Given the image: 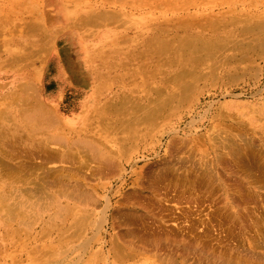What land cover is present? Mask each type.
<instances>
[{
	"label": "rangeland",
	"instance_id": "1",
	"mask_svg": "<svg viewBox=\"0 0 264 264\" xmlns=\"http://www.w3.org/2000/svg\"><path fill=\"white\" fill-rule=\"evenodd\" d=\"M33 1L44 4L45 0H24V2L23 0H11V4L5 12H18V10L25 6H33ZM230 1L232 0H57L56 5L58 4V7H60L59 4H63V6H67L71 9L69 12H62V14L54 19L49 17L47 18V21L52 22L58 28L57 30H60L65 29L62 27H64V24L68 19H71L74 24L72 29V42H75L78 49L77 52L79 54L82 53L81 55L83 56L85 53H88L87 55L90 56V61H87L85 58L82 59L79 68V75L85 78V82L87 81L88 84H91V82H89L90 79H88L89 77H87L88 70L90 69L92 72L95 64H100V70L103 75L98 82V85L100 84L103 93L98 99L99 103L97 102L93 106H85L86 99L81 98L84 95H80V98L76 96V90L80 89L81 92L84 89L76 84V81L79 79L77 75V65L70 59L69 55L65 54L64 49L61 47V37L63 38L66 35L61 33L58 37L52 39L50 44L47 43L49 47V57L57 51L58 56L62 57L63 60L60 62L61 68L56 77L47 80L50 75L49 72L52 73V70L49 69L50 58H48V68L46 67L45 72L46 83L43 81V84H45L44 88L49 94H51L50 99L45 97L49 102H44V104H47L52 110L57 109V106L60 104L62 105L59 113H56L61 121L60 126H55L53 129H47L46 131L31 135L25 127V122L21 119L17 118L16 122L14 119L7 121L6 118L3 120L0 118V124L8 125L9 133L13 131L15 134L22 132V134L24 133L23 139H26V141L27 137L35 141H43L48 147L47 150L54 151V155L58 156L57 160L51 162V164H47L49 168L55 170V173L57 170L58 171L56 174L53 173L50 175V179H47L48 181L57 183L52 185L51 183H46L45 185L47 190L45 197L47 198L44 203L50 205L45 212L44 210H38L30 216H21V219L15 218L14 220L7 221V213L4 206H6L8 202L3 201L2 197L7 194L14 198L16 195L20 194L17 192L12 193L11 191L19 188H34L37 186L36 183L40 186L41 184L39 182H43L42 179H39L38 175H30L31 173H34V171L32 172L30 169L27 170L26 176H23L27 179L24 178L21 180L22 177L20 176H0V264H169L168 259L170 258V255L174 256L178 264H212L208 256L202 257L196 251L194 253H198L199 255H193L194 253L192 251H189L190 253L187 251L186 253V251L181 250V246L179 249H171L168 240H165L164 243H162L164 245L159 243L156 246H152L150 249H144L143 251H145V254L142 255L143 258H124L125 260H121L112 251L110 254L107 252L104 253L108 257L107 260H104V256L101 253L100 245L102 246V242L100 240L108 233H111V236H115L116 239L114 238L113 241H119L122 244V250L125 248V250H127V248L129 250L132 247L138 248L140 243H138L137 240L128 239L122 234L126 228L125 225L118 226L115 232L110 228H107L108 233H105L101 227L99 228L97 226L96 219L101 216L105 204L103 196L106 193V186L110 184L111 180H104V185H96V181L89 186H81V190L85 192L84 196L87 192L86 196L91 193L89 199L91 198L92 201L90 200L82 203L76 202L75 205V201L70 197L73 190V177L71 173L65 171L64 168L70 167L69 158L72 156L71 154H74L72 153L73 149L77 148L74 147L76 146L75 143L77 141L78 143L83 144L91 140L92 142L87 143H93L94 147L99 146L100 148H116L121 144L125 150L128 146L126 153H129L125 154L128 157L131 155L134 157L140 156L141 151L149 147L154 153H152L150 159L145 161L142 160L143 162L141 161L139 163L137 176L139 179V185L137 186L138 188H136V199L131 201L126 196L125 199L123 198L121 200L122 202L120 201V204L117 207L120 209H137L135 212L144 213V209L141 208L139 201L146 202L144 200L147 199V203L155 202L156 207H162V209L166 211L163 212L159 208L155 209L158 213L159 210L161 211V217H165L163 224L167 226L165 228L167 229L166 232H168V215L178 207L176 201V203L172 201L168 202L171 200L172 196L168 195L167 191L168 181L166 179H168V162H172L176 168L183 166L188 167L194 163L197 165H204L203 163L208 158H213V152L218 146L217 140L220 132L223 133L224 138H227L228 135L235 136L234 121L231 119L233 118L235 109L246 111V108H248V105L251 102L253 105L258 104L259 102L251 97H247V95L236 97L242 91H246V88L244 89L243 86L247 77L243 76V79L239 81L233 80L231 71V62H233V60L231 59L232 57L228 56H232L233 53L238 52L232 47L233 39L239 40L250 37V33L246 32L243 28L248 20L252 17H255V19H264V0L259 1L260 3L262 2V4L257 2V0L256 2L259 3L258 5L257 3L255 4V1L250 4L252 0H246L244 5L240 6L236 12L239 9L240 10L233 15L231 13H226V10L230 5L228 2ZM247 3L249 4L247 5ZM236 14L239 15V18H236ZM89 16L91 19L88 18ZM232 16H235L236 19ZM31 18H26V20L31 21ZM34 20L41 24L43 18L38 16L37 18L34 17ZM228 23L235 24L230 25ZM220 24L222 26H220ZM191 33L207 37L208 40L206 41L215 46L213 47L212 55H209V57L207 56L208 58L206 56L204 57L205 59L203 58V60H206L207 62L205 61V64L196 68L197 74H199L200 77L195 81L193 88H191L192 93L195 92V95H189L190 97L188 96V98H190V100L186 103L188 100L187 98L183 102L184 104H179L177 111L175 107L176 104H174L175 106L172 108H174L177 114L174 113L173 115L174 111L171 107V110L169 109L167 101L172 91L168 88H171L172 90L174 89L177 82L173 77L176 76L178 71L182 68L191 69V66L189 65L190 54L188 55L189 52L186 53L183 47H180L185 40L184 37H187L186 39L191 38ZM224 37L227 38V40ZM63 39H65V37ZM151 39H153L152 42ZM215 47L217 48V51H215ZM218 48H220V51ZM227 48L230 49L228 50ZM182 55L183 57H181ZM184 56L188 57V59L184 58ZM179 58L184 60H178ZM1 84L2 81L0 82V85ZM156 87H158L159 90L161 87L163 89L155 92L154 88L156 90ZM164 88L165 90L167 89V91H165ZM158 92H161L162 96H159ZM13 100L10 98H1L0 113L4 111L16 119V115H14L13 112L19 110L20 106L18 107L15 104H12ZM151 100H154V102H151ZM124 101L128 102V104L125 102L126 107L124 112H122L120 111V106ZM111 103L118 106L117 109L119 110L110 109V106L108 105ZM137 103H141V106L144 104V107L147 106V108L151 110L153 108L159 110L163 105L156 113L155 117H153L156 119L155 121L153 120L155 122H153L154 125L151 123H147V125L145 124V121L141 119L144 113L135 109ZM76 107L78 109H76ZM165 109H169V111L166 113L162 112L166 111ZM168 112L171 113L169 114ZM19 114L20 113H18V115ZM159 114H164V117L159 116ZM123 117L124 119H121ZM137 117L138 121L136 120ZM125 118H130L131 121H129L127 127H125L126 124L123 122L120 124L118 123V121L125 120ZM191 118L195 119L193 120L194 123L190 121ZM107 120H109V122L110 120L115 123L117 122L120 126L117 124L107 126L109 123ZM137 123H141V125ZM156 123L159 125H156ZM15 125L19 126V131L12 130V126L14 127ZM210 126L212 127L211 129ZM71 127L76 130L74 129L75 131H73ZM171 129L175 134L168 133ZM125 130L130 131L131 135L127 134L126 136L124 132ZM150 130L154 131L151 132ZM150 132L153 133L152 136ZM77 133H79V135ZM145 134H148L147 137H145ZM201 136L204 142L201 140ZM229 136L228 138H231ZM129 138H131V140ZM134 138H136L137 144L133 142V140L135 141ZM141 139L143 140L142 142ZM177 139L181 141L178 142ZM29 141H27V143ZM131 143L135 145L133 146ZM29 145L32 147L31 152H36L33 144ZM179 147H184V151ZM20 148L21 147H17L16 152L21 151ZM128 149H130V151ZM224 149L229 152L227 148ZM6 150L9 155H11L12 152L16 153L12 147L6 148ZM58 151L61 152L59 153ZM41 155L42 153L37 154L36 156L38 158H35V162L32 163L38 164L41 162L40 158L44 157ZM22 156L24 159L26 158L25 152L22 153ZM145 169H147V171ZM40 172L41 171H37V173ZM162 174H167V177L164 179L160 178L157 181V185L160 186L158 187L160 190L159 192L164 193L166 191L165 193L167 195L164 193L166 196L164 195V197H161L159 198L160 200L158 199L156 201L152 198L153 194L151 191L146 187L150 181L154 180V178H151L152 176L155 177ZM143 176L145 179H143ZM59 180L61 183H58ZM159 183H161V185ZM140 184H143V186ZM161 186L165 187L166 190L164 191ZM60 188L66 189L64 192H60ZM35 197L36 196H33L32 198L36 199ZM38 203L40 205L42 202H37L36 204ZM87 203L93 205L90 206ZM58 205L63 207L66 206L61 213V218H58ZM51 206L53 207L51 208ZM83 207H97V209L94 210L96 211L94 214L97 216L95 218V215L93 214L91 221H88L89 223L87 222V226L84 224L85 227L82 226L80 229L79 226L74 225L72 215L75 213V208L83 209ZM172 208L174 209L171 210ZM65 210H67V212H65ZM110 214L111 211L107 214L108 218L110 217ZM23 219H27L29 225L24 226L22 224ZM96 228L100 229V231L97 230L99 234H101L100 236H98V233L96 234ZM78 229L80 231H77ZM94 235L95 237H93ZM97 236L98 239L96 238ZM108 240H111V238L109 237ZM106 249L107 248H105V251ZM172 252L174 254H172ZM217 252L220 251L217 250ZM180 254L184 257L181 258ZM91 255H93V258Z\"/></svg>",
	"mask_w": 264,
	"mask_h": 264
},
{
	"label": "bare ground",
	"instance_id": "2",
	"mask_svg": "<svg viewBox=\"0 0 264 264\" xmlns=\"http://www.w3.org/2000/svg\"><path fill=\"white\" fill-rule=\"evenodd\" d=\"M245 1L246 0H232L228 2V4L230 5L229 8L226 10V13H231L232 15L234 13H237L240 9L237 12L236 10L240 6L244 5ZM253 1H255L256 4L260 0H252L250 4ZM56 2L57 0H45L44 4H41L39 2L33 1V6H25L18 10V12L14 11L12 13H7L5 11H7L9 5L11 4V0H0V82L2 81V84L0 85V99H14L12 104H15L18 107L20 106L19 110H15L13 112L14 115H16V119L9 113H6L4 111L0 113V118L1 120L6 118L7 121L14 119L16 120V122L17 118L21 119L23 122H25V127L31 135L46 131L47 129H53L55 128V126L59 127L61 123L56 113H59L62 108V105H56L57 109L52 110L47 104H44V102H49L47 101V99H45V97L50 99L51 94L46 91V89L44 88L45 84H43V81L46 83L45 72L48 63V58H50L49 69L52 70V73L49 72L50 75L48 76L47 80H51V78L53 79L54 77H56L61 68L60 62L63 59L61 56H58V51L52 54L51 57L48 56V44H50L52 39L58 37L59 34H66L64 36L65 39H63L64 37H61V47L64 49L65 54L69 55L70 59L77 65V75L79 79L78 81H76L77 83H75L77 84V86H80L84 89L81 92L80 89L76 90V96L80 98V95H84L81 98L86 99L85 106H93L95 103L98 102L100 95L103 93L100 84L98 85V82L101 80V77L103 75L102 71L100 70V64H95L92 72L90 71V69L88 70L87 77H89L88 79H90L89 82H91V84H88L87 81L85 82V78L79 75V68L82 59L85 58L87 59V61H90V56L87 55L88 53H85V55L83 56L81 55L82 53L79 54L77 52L78 49L75 45V42H72V29L74 24L71 19H68L67 22L64 24V27H62L65 29L60 30H57L58 28L52 22L47 21V18L50 17L54 19L58 15L62 14V12H69L71 9L67 6H63V4H59L60 7H58V4L56 5ZM259 3H257V5ZM248 4L249 3H247V5ZM260 4H262V2ZM38 16L43 18L41 24L37 23L36 20H34V17L37 18ZM238 16L239 15H237L236 18H239ZM232 17L235 18V16ZM26 18H31V21H27ZM88 18L91 19L90 16ZM228 24L232 25L235 23ZM220 26L222 25L220 24ZM243 28L246 32L250 33V37L239 40L233 39L232 47H234V50L238 52L233 53L232 56H228L232 57L231 59L233 60V62L230 61L232 63L231 71L233 80L239 81L243 79V76L247 77L243 86L244 89L246 88V91H242L236 97H242L244 95H247V97H251L259 102L258 104L254 105L251 104V102L248 105V108H246V111L235 109L233 118H231L234 121L235 136L228 135L231 138H228V136L227 138H224L223 133L220 132L218 135L219 138L217 140L218 146L213 152V158L207 157L208 161L206 160L203 163L204 165H197L196 163H194L188 167L183 166L180 168H176V166H174L172 162H168V179H166L168 181L167 191L168 195H172L171 200L168 202L176 201L178 204V207L175 208V211L173 210L174 208H172L171 210L173 211L169 215L167 213L168 232H166L167 229L165 228L167 226L163 224L165 217H161L162 213L160 210H162L163 212L166 211H164L162 207H156L155 202L147 203V199L144 200L146 202L139 201L141 208L144 209V213H140L137 211L135 212V210L137 209H120L119 207H117L119 206L120 201L123 198L125 199L126 196L131 201L136 199V188H138L137 186L139 185V179L137 178L139 163L142 160L145 161L150 159V156L152 155V153H154L149 147L141 151L140 156L134 157L131 155L128 157L127 155H125L129 153H126V149L128 148V146L127 148L125 147L126 149L124 150L121 144L116 148H100L99 146L94 147L93 143H87L92 142L91 140L83 144L78 143V141L75 143L76 146L74 147L77 148L73 149L72 153L74 154H71L72 156H70L69 158L70 161L68 160L70 163V167L64 168V170L71 173L73 177V190L71 193L72 196L70 195V197H72V199L75 201V205L76 202L82 203L85 201H92L91 198L89 199V195L91 194L90 190V194L86 196L88 193L87 192L84 196L85 192L81 190V186H89L91 183L93 184L96 181V185H104V180H111L110 184L106 186V193L103 196L105 199V204L101 216L96 219L97 226L99 228L101 227V229L105 233H108L107 228H110L112 231L115 232L118 226L125 225L126 228L122 234L128 239L137 240L138 243H140V245L138 244V248L132 247L129 250L128 248L127 250H125L126 248L122 250V244L119 241H113L115 236H111V233H108L103 236L100 240L102 242V246L100 245V248L102 251L101 253L104 256H102L104 260L108 259V257L104 253L107 252L110 254L112 253V251L121 260L136 259L138 257L143 258L142 255L145 254V251H143L144 249H150L152 248V246H156L159 243H161V245H164L162 243H164L165 240H168V244L171 249H179L181 246V250L186 251V253L187 251H192L193 253L196 251L202 257L208 256L212 264H264V19H255V17H252L243 26ZM190 37L191 38L188 39H186L187 37H184L185 40L183 41V44L180 47H183L186 53L189 52V65L191 66V69L182 68L180 71H178L177 74L175 73L176 76L172 77L176 80L177 83L173 90L171 88H168L172 91L167 101L169 109L171 107V109L174 111L173 115L174 113L177 114L176 111L177 108H179L178 105L182 104L185 99L188 98L189 95L193 96V94L195 93H192L191 88H193L195 81L200 77V75L197 74L196 68H198L200 65L205 64L206 60L204 61L203 58L205 56L209 57V55H212L213 47L215 46L206 41L208 39L203 35L200 36V34L191 33ZM225 39L227 40V38ZM152 40L153 39H151V42ZM218 50L220 51V48H218ZM215 51H217V48ZM181 57H183V55ZM184 58L188 59V57L185 56ZM180 59L181 58H179L178 60ZM162 89L163 88L161 87L160 90ZM157 90L160 91L158 87H156V90L154 88L155 92ZM165 91H167V89ZM160 94L161 92H158V95L162 96V94ZM189 100L190 98H188L186 103ZM125 102L126 101H124V103L120 106V111L122 112H124L125 110L126 103L128 104V102ZM151 102H154V100H151ZM140 104L141 103H137L135 109L144 113L141 119L145 121V124H153V122L156 120L153 117H155L156 113L162 108L163 105L161 107L159 105V110L157 108H153L151 110L147 108V106L144 107V104L142 106ZM174 104H176V106ZM108 106H110V109L113 110L117 109L118 107L113 103ZM173 106L176 107V111L174 110V108H172ZM76 109L78 108L76 107ZM169 109H165L166 111L162 112L166 113L167 111H169ZM118 110L119 109H117V111ZM171 112L168 113L170 114ZM18 113L20 114L18 115ZM160 114L159 116L164 117V114ZM138 117L136 118L137 121ZM121 119H124V117ZM111 120L110 122L109 120H107V122H109L107 126H113L112 124H117V122L115 123ZM193 120L195 119L191 118L190 121L194 123ZM129 121L130 118H125V120H120L118 121V123L120 124L123 122L124 124H126L125 127H127L129 125ZM137 124L141 125V123ZM189 124L191 125L190 122ZM156 125L159 124L156 123ZM211 126L210 129L212 128ZM74 129L75 128H72L73 131L76 130ZM12 130L19 131V126H12ZM13 132H8L7 124H0V176H20L22 177V180L26 178L23 176H26L27 170L30 169L32 172L34 171V173H31L30 175H38L39 179H42L43 183L39 182L42 186H38V184L36 183L37 186L34 188H19L14 191H11L12 193L17 192L18 194H20L16 195L14 198L12 196H8L7 194L2 197L3 201L8 202L6 206H4L6 208L7 221L14 220L15 218L21 219V216H30L38 210H44L45 212L50 207L48 203H44L45 199L47 198L45 197V193L47 191L45 185L46 183H51V185L57 183L47 180L48 178L50 179V175L55 173V170H53V168H49L47 166V164H51V162H54L58 159V156L54 155L55 152L47 150L48 147L43 141H35L27 137V141L30 140L27 143L26 139H23L24 133L22 134V132H20L18 134H15ZM124 132L126 136L127 134L131 135L130 131L125 130ZM168 133L175 134L172 129ZM77 134L79 135V133ZM152 134L153 133H151V136ZM147 135L148 134H145V137H147ZM129 139L131 140V138ZM134 139L135 141L133 140V142L136 143V138ZM142 139L141 142L143 141ZM177 140L178 142L181 141H179V139ZM201 140L204 142L202 136ZM29 144H33V147H35L36 152H31L32 147ZM79 145H82L84 147ZM132 145L134 146L135 144ZM11 147L14 149L15 152L17 150V147H21V151L16 153L12 152V154L9 155L6 148ZM224 148H227L229 152H227ZM128 150L130 151V149ZM23 152H25V159L22 156ZM40 153H42L41 156H44L40 158L41 162H39L38 164L32 163L35 162V158H38L36 155ZM145 170L147 171V169ZM37 171L41 172L37 173ZM144 176L143 179H145L146 177ZM165 177H167V174L157 175L155 177L152 176L151 178H154V180L150 181L146 187L148 190L151 191V193L153 194L152 198L156 201L159 198L164 197V195L166 194L165 187H162L163 185L161 186L165 191L164 194L159 192L160 190L158 189V187L160 186L157 185V181L160 178L164 179ZM58 183H61V181L59 180ZM159 184L161 185V183ZM141 186H143V184ZM65 189L60 188L59 191L64 192ZM33 196H36V199L32 198ZM37 202L42 203L39 205V203L36 204ZM87 204L90 205V203ZM61 205H58V218L62 217L61 213L66 207H63ZM52 207L53 206H51V208ZM84 207L83 209L75 208V213H73L72 215L74 225L79 226L80 229L82 228V226H84V224L87 226V224L92 219V215L94 214V212H96L94 210L97 209V207ZM156 208L160 209L159 213L156 212ZM109 211H111V214L108 218L107 214L109 213ZM65 212H67V210H65ZM94 215L96 218L97 215ZM22 224L24 226L29 225L27 219H23ZM97 230L100 231V229L96 228V231ZM77 231L80 230L78 229ZM97 233L98 236L101 235L98 231L96 232V234ZM98 236L96 237L97 239ZM93 237H95V235ZM109 237L111 238V240H108ZM105 248H107L106 251ZM217 250H219L220 252H217ZM198 253H194L193 255ZM172 254L174 253L172 252ZM92 256L93 255H91V257ZM180 257L182 258L184 256L181 255ZM168 261L169 264H178L177 260L174 258L173 255H170Z\"/></svg>",
	"mask_w": 264,
	"mask_h": 264
}]
</instances>
